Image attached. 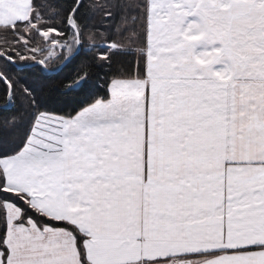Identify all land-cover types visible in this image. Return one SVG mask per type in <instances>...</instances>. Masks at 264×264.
Masks as SVG:
<instances>
[{
  "label": "snow or ice",
  "instance_id": "snow-or-ice-1",
  "mask_svg": "<svg viewBox=\"0 0 264 264\" xmlns=\"http://www.w3.org/2000/svg\"><path fill=\"white\" fill-rule=\"evenodd\" d=\"M0 264H264V0H0Z\"/></svg>",
  "mask_w": 264,
  "mask_h": 264
}]
</instances>
